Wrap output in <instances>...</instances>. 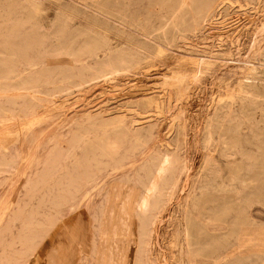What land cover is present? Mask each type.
Returning a JSON list of instances; mask_svg holds the SVG:
<instances>
[{
    "label": "rangeland",
    "instance_id": "rangeland-1",
    "mask_svg": "<svg viewBox=\"0 0 264 264\" xmlns=\"http://www.w3.org/2000/svg\"><path fill=\"white\" fill-rule=\"evenodd\" d=\"M5 1L0 0V42L16 22V44L30 42L11 46L12 52L0 53V59L11 56L22 62L32 60L37 66L14 68L9 76L14 87L27 82L23 97H12L17 92L0 96V106L10 115L0 122V156L11 162L0 172V264H110L127 248L129 253L134 250L138 227L134 209L140 191L132 177L151 155L174 151L177 124L184 139L178 155L186 170L153 227L149 261L141 263L191 264L177 233L186 194L213 179L225 182L228 172L217 144L203 143L204 120L214 101L226 98L235 86L240 61L264 46V0H195L196 9L204 2H215L212 16L193 28V7L183 16L180 32L168 30L165 36L157 29L177 16L178 0H16L10 16ZM157 44L163 50L159 56L147 57L126 72L96 78L103 68L123 67L118 60L110 62L108 53L151 52ZM212 49L222 50L225 59L188 85L177 109L165 108L160 114L146 106L151 97H162V77L188 75L193 71L190 58ZM93 51L96 55H90ZM262 110L264 102L249 122L251 128L264 132ZM32 115L40 120L29 130L22 129ZM102 122L107 124L103 132ZM118 123L121 128L114 126ZM126 128L150 131L140 140L131 133L121 138L124 144L101 171L92 164L97 185L90 189L91 183L82 180L85 142L102 134L113 139ZM86 131H94L96 137L85 138ZM239 133L248 137L252 132L241 124ZM119 159L122 167L115 172L112 167ZM41 176L46 182L33 188ZM77 183L82 187L71 200ZM86 190L89 193L82 199ZM214 195L237 203L233 190ZM248 212L253 224L245 227L238 241H229L230 251H219V264L236 260L264 264V199L254 200ZM127 224L129 240L112 239ZM35 231L40 237L32 242V251L27 239Z\"/></svg>",
    "mask_w": 264,
    "mask_h": 264
},
{
    "label": "bare ground",
    "instance_id": "bare-ground-1",
    "mask_svg": "<svg viewBox=\"0 0 264 264\" xmlns=\"http://www.w3.org/2000/svg\"><path fill=\"white\" fill-rule=\"evenodd\" d=\"M15 1H5L8 2V16L14 10L12 2H18ZM261 1L259 0L260 3ZM177 4L179 9L177 16L165 22L157 29L160 35L165 36L168 30L179 33L183 16L185 13L190 12L193 7L194 10L192 11L195 13L190 16V19L193 23V28H196L200 23L207 21L212 16L216 5L215 2H204L196 9L195 0H178ZM18 25L19 23L17 22L13 24L9 28L7 37L0 42V53L12 52L11 46H28L30 41L26 40L24 44H16L17 41L14 40L18 32ZM105 51L109 52V49L107 48ZM162 51L160 44H157L151 52H145L140 49V51L130 50L118 54L108 53L109 61L110 59L118 60L122 63L123 67L103 68L99 71L96 78H105L113 74L126 72L131 67L139 66L141 61L147 57L159 56ZM96 52L93 51L90 55H96ZM224 56L225 53L220 49L199 51L197 56L190 58L189 61L192 64L193 71L189 72L188 75L177 73L169 79L162 77L160 86L162 97L160 96V98L156 99L151 97L145 101L146 106L160 114L164 112L165 108L177 109L181 104L182 96L187 90L188 85L196 83L201 76L213 71L216 62L225 59ZM239 64L241 65V71L234 82L235 86L231 87L230 94L226 98H219L210 106L203 127L205 130L204 145L209 147L216 143L221 156L227 160L228 172L226 181L217 182L213 179V183L209 181L205 184L192 187L186 194L184 207H182L181 211L182 221L180 227L177 228V233L182 236L181 241L183 246L181 249H184L185 256L191 260V264H219L221 255L219 251L222 249L226 250V252L230 251L233 244H229V241H238L245 227L253 224L248 208L254 200L262 203L264 199V132L251 128L249 122L254 110H260L262 102H264V85L257 84V82H264V46L254 48L251 57L245 58ZM35 66H37V63L32 60L22 62L11 59V56L0 59V96L3 93L17 92V96L13 95L12 97H23L25 93H22V91L27 89L23 85H26L27 82H22L21 87H14L8 82L9 76L14 72V68L22 67L29 69ZM186 76H189L188 82L184 80ZM36 93L38 94L39 91H36ZM237 102L238 108L235 106ZM260 112L264 118V110ZM38 117L32 115L26 119L22 124V129L29 130L35 121L40 120ZM8 119H10V115L5 111L4 106H0V122ZM121 123L112 125L121 128ZM241 124L249 127L252 132L251 136L242 137L240 135L239 129ZM99 127L103 132L107 124L102 122ZM175 128L177 130L175 144H173L174 151L172 153L156 152L155 155H151L147 160H144L135 176L132 177V181L140 191V198L134 209L138 222L135 249L129 253V249L127 248L119 257L116 254L118 257L117 261L110 259V264H142V259L149 261L150 257L148 255L150 254L153 227L161 213L173 200L181 176L186 170L184 163L178 155L179 144L183 139L182 128L178 124L175 125ZM149 131L139 132V130L126 128L123 132H117L113 139L103 136V134L100 137H96L93 134L94 131H86L85 138H96L94 141L85 142V148L83 149L85 150V164L81 166L83 168L82 180L84 179L85 183H91L90 189H93L97 185V181L94 172L90 170L92 164L96 167V171H101L102 167L105 166L104 162L108 158L113 160L121 145L124 144V142H121V138L124 140L127 134L131 133L140 140V138H145L149 134ZM76 140L80 141L81 139ZM167 145L170 144L167 143ZM88 153L91 156H88ZM121 161L122 159H119L116 162L112 167L113 171H119L122 167ZM10 163L9 160L0 156V172L5 171ZM44 181L45 177L41 176V179L36 181L32 187L34 188L44 183ZM81 187L79 183L76 184L71 200H74L75 194L80 191ZM197 190L200 191L199 194L196 192ZM232 190L238 195L235 199L237 203H226V197L214 195L215 192L229 193ZM88 193V190L84 191L82 199H85ZM123 213H126L125 210ZM29 224L30 222L28 221L26 226H29ZM130 229V225L127 224L122 234L113 233L111 237L117 240V242L123 238L129 240L131 237ZM39 237V231H35L27 239V246L30 250L33 251L32 242L35 238ZM233 262V264H242L240 260Z\"/></svg>",
    "mask_w": 264,
    "mask_h": 264
}]
</instances>
